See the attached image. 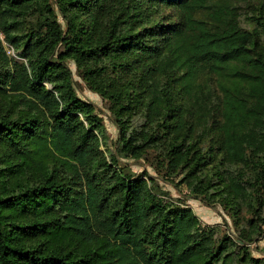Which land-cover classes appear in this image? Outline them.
Returning <instances> with one entry per match:
<instances>
[{
	"label": "trees",
	"instance_id": "trees-1",
	"mask_svg": "<svg viewBox=\"0 0 264 264\" xmlns=\"http://www.w3.org/2000/svg\"><path fill=\"white\" fill-rule=\"evenodd\" d=\"M119 157L220 203L240 241ZM245 221L264 224V0H0V264H264Z\"/></svg>",
	"mask_w": 264,
	"mask_h": 264
},
{
	"label": "rangeland",
	"instance_id": "rangeland-1",
	"mask_svg": "<svg viewBox=\"0 0 264 264\" xmlns=\"http://www.w3.org/2000/svg\"><path fill=\"white\" fill-rule=\"evenodd\" d=\"M53 3L56 0H52ZM60 22L66 29V22L56 9ZM162 13L164 18L176 17L178 14L177 10L170 7H162ZM160 20V19H159ZM176 21V18L175 20ZM2 37V36H1ZM7 54L10 57L16 58L15 52L12 48L6 46ZM55 60V58H53ZM18 61H21L17 59ZM68 67L72 72V76L75 82L74 88L77 96L87 102H90L96 106V111L102 117L104 125L107 131L106 144L101 146L102 150L109 147L115 154L118 155V144L119 140V130L113 121V116L109 110V104L102 100V98L91 91L89 87L83 82L81 77L78 75L77 66L74 61H68ZM119 165L128 170V173L132 176H139L144 172L148 175L145 178H154L153 189L155 193L163 198L166 202L181 203L191 208L195 215L198 217L200 224L205 228H215L219 233V236L228 235L233 237L236 241H240V233H242L241 228H238L231 214L223 208L220 203H215L211 206L206 203V201L194 197L193 194L189 192L187 187L179 183L178 177H164V173H158L153 167L145 162L144 160L136 161L133 159H126L124 157H119ZM243 232L251 233L252 241L250 244H246L250 248V252L255 258L264 257V224L260 226L259 229L253 232L251 226L247 221L242 222Z\"/></svg>",
	"mask_w": 264,
	"mask_h": 264
}]
</instances>
